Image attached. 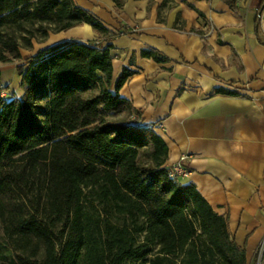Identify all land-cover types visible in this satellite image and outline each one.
Instances as JSON below:
<instances>
[{
    "label": "trees",
    "instance_id": "16d2710c",
    "mask_svg": "<svg viewBox=\"0 0 264 264\" xmlns=\"http://www.w3.org/2000/svg\"><path fill=\"white\" fill-rule=\"evenodd\" d=\"M83 24L101 41L120 35L75 0H0V63L23 62L24 91L0 102V224L9 238L0 261L248 264L228 217L170 177L167 144L119 96L131 72L114 84L111 46L66 41L23 59L35 40Z\"/></svg>",
    "mask_w": 264,
    "mask_h": 264
},
{
    "label": "crops",
    "instance_id": "0c3cea01",
    "mask_svg": "<svg viewBox=\"0 0 264 264\" xmlns=\"http://www.w3.org/2000/svg\"><path fill=\"white\" fill-rule=\"evenodd\" d=\"M75 2L120 35L101 41L83 24L51 33L42 49L66 41L111 46L114 84L131 72L119 96L165 141L167 167L180 162L189 175L178 181L194 184L228 217L248 264L263 263L264 0H126L122 9L112 0ZM149 50L167 62L145 58ZM20 65L0 63L2 85L18 98Z\"/></svg>",
    "mask_w": 264,
    "mask_h": 264
},
{
    "label": "rangeland",
    "instance_id": "374dc122",
    "mask_svg": "<svg viewBox=\"0 0 264 264\" xmlns=\"http://www.w3.org/2000/svg\"><path fill=\"white\" fill-rule=\"evenodd\" d=\"M48 43V42H47ZM46 41L44 43H40L39 40H35L33 42V50H22V55L23 57H30L32 56V54H34L35 52H37L39 49H42L43 47H45L47 45ZM21 64H23V62H21ZM17 94L19 95V93L17 92ZM14 97H18L16 94H9L6 101L10 100ZM0 243L3 244H8L9 243V238L7 237L6 233L4 232L2 225L0 224ZM261 258L258 257L257 260L255 261L254 264H262L261 263ZM0 264H11L10 261L6 260V261H0Z\"/></svg>",
    "mask_w": 264,
    "mask_h": 264
},
{
    "label": "built area",
    "instance_id": "2783aa9c",
    "mask_svg": "<svg viewBox=\"0 0 264 264\" xmlns=\"http://www.w3.org/2000/svg\"><path fill=\"white\" fill-rule=\"evenodd\" d=\"M236 2H241L243 0H235ZM9 95V92L6 90V88L2 85V82L0 80V102L6 101L7 97ZM158 128H161V125H157ZM181 160H186V157H183ZM169 175L171 178L179 179L180 177H187L189 175V172L181 165V163H177L172 165L169 168Z\"/></svg>",
    "mask_w": 264,
    "mask_h": 264
}]
</instances>
